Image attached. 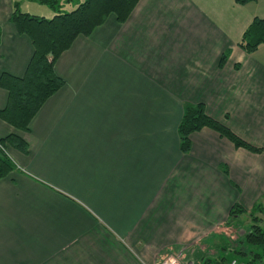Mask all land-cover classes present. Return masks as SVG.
I'll return each instance as SVG.
<instances>
[{"label": "crops", "instance_id": "crops-1", "mask_svg": "<svg viewBox=\"0 0 264 264\" xmlns=\"http://www.w3.org/2000/svg\"><path fill=\"white\" fill-rule=\"evenodd\" d=\"M258 1L141 0L127 22L110 16L73 43L55 65L64 86L29 131L0 119V141L16 135L28 149L8 148L0 264H157L184 247L215 264L223 230L248 232L235 222L264 198V153L204 129L183 154L178 128L187 106L204 105L264 150V46L249 55L238 45L264 19ZM12 11L0 0V78H23L35 53ZM8 102L0 89L1 111ZM236 206L244 214L233 219Z\"/></svg>", "mask_w": 264, "mask_h": 264}, {"label": "trees", "instance_id": "trees-1", "mask_svg": "<svg viewBox=\"0 0 264 264\" xmlns=\"http://www.w3.org/2000/svg\"><path fill=\"white\" fill-rule=\"evenodd\" d=\"M40 5L56 10L58 0H30ZM141 0H84L71 13L55 14L52 18L33 16L23 13L20 3L13 4L11 23L21 36H27L35 48L34 56L23 78L4 74L0 78V89L9 93V102L5 110H0V119L19 132H28L30 124L43 105L64 86L55 73V65L59 58L68 51L80 37H89L99 27L103 26L110 16H115L121 24L127 22ZM257 0H236L240 6H247ZM239 48L246 54L256 53L264 46V19L256 18L244 33ZM226 56H223L221 66H224ZM204 129H209L222 138L230 141L236 148L245 149L251 153L263 154L264 150L255 148L237 136L227 126L211 118L204 105L187 106L178 128L180 148L183 154L191 150V136ZM0 181L9 177L16 166L8 156L7 149L13 148L27 152V145L18 136L13 135L0 141ZM260 207L256 208L259 209ZM244 214L240 206L231 211V217L237 218ZM254 225L241 237L239 244L250 247L249 251L235 248L229 258H218L215 264H230L233 259L242 261L241 256L248 257L249 264L256 260H264V230L259 225V219L254 217ZM251 248H253L251 250ZM257 253H256V251ZM227 252V248L223 249ZM261 264H264L261 262Z\"/></svg>", "mask_w": 264, "mask_h": 264}, {"label": "rangeland", "instance_id": "rangeland-1", "mask_svg": "<svg viewBox=\"0 0 264 264\" xmlns=\"http://www.w3.org/2000/svg\"><path fill=\"white\" fill-rule=\"evenodd\" d=\"M83 1L84 0H58V7L56 8V10L51 9L48 6H44V5H40L38 3H34L32 1H30V0H13V4L15 2H18V3H20V6L22 4V6H21L22 7V9H21L22 11H27V12H30L31 14H40L39 16H48V18H52L55 14L73 12L79 6V4H81ZM221 2H225V0H221ZM252 9H253V11H255V14H259V15L263 14L264 13V0H259L257 4H254L252 6ZM45 14H47V15H45ZM256 55H258L259 61L261 60V61L264 62V47ZM7 151H8V149H7ZM257 207H260V208L259 209H254L252 212H254V216H255V214H257L256 216L261 219V224L260 225H261V227L264 230V198H262L259 201V205H257ZM252 219H253V217L251 215H244L243 217H241V219H239V220L236 219L237 222H235V224L238 225V226H242L244 232H247L254 225V222L252 221ZM223 231H227L226 233H227L228 237L222 236L221 237V241L217 240V245H214V247L217 248V253H218V251H220L222 258H224V257L229 258V256L231 255V252L229 251V249L227 250V252H225L223 250V247H225V246L226 247H230L233 250L235 248L239 247L240 249H243L245 251H249L250 247L242 245V244H239L240 241H241V234L239 233V230L228 231V230L225 229ZM242 235L244 236V233H242ZM184 248L185 249H183V250H186L185 251V253H186V256H185L186 257V262H188V261L192 262L191 260H188V256H187L188 254H189V256L192 257V259L194 261L192 263H194V264H204V262L206 260H208L207 256H204L203 254H199L196 251V249H193L194 247H192V248L191 247H184ZM252 249L253 248H251V250ZM177 253H179V252H177ZM177 253H171V254L165 255L164 258L170 257V256L175 255ZM256 253H257V251H256ZM212 256H211V258H212ZM198 257H203L202 259H204V261L199 260L200 261V263H199L198 262ZM240 258H242V261L245 264H249L248 263L249 259L253 258V256L252 255H249L248 257L241 256ZM261 262L264 263V260L263 261L256 260V264H261Z\"/></svg>", "mask_w": 264, "mask_h": 264}, {"label": "built area", "instance_id": "built-area-1", "mask_svg": "<svg viewBox=\"0 0 264 264\" xmlns=\"http://www.w3.org/2000/svg\"><path fill=\"white\" fill-rule=\"evenodd\" d=\"M0 149H2L0 145ZM8 154V151L6 152ZM9 156V155H8ZM186 250L180 251L179 253L172 255L167 258H163L161 261H159L157 264H194L192 262H186ZM230 264H245L243 261L239 259H233Z\"/></svg>", "mask_w": 264, "mask_h": 264}]
</instances>
